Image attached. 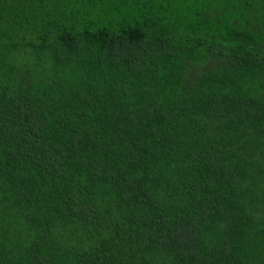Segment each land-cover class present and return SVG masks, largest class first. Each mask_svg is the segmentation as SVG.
Returning a JSON list of instances; mask_svg holds the SVG:
<instances>
[{"label": "trees", "instance_id": "1", "mask_svg": "<svg viewBox=\"0 0 264 264\" xmlns=\"http://www.w3.org/2000/svg\"><path fill=\"white\" fill-rule=\"evenodd\" d=\"M0 264H264V0H0Z\"/></svg>", "mask_w": 264, "mask_h": 264}]
</instances>
